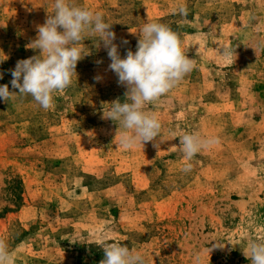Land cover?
Wrapping results in <instances>:
<instances>
[{
    "label": "rangeland",
    "instance_id": "obj_1",
    "mask_svg": "<svg viewBox=\"0 0 264 264\" xmlns=\"http://www.w3.org/2000/svg\"><path fill=\"white\" fill-rule=\"evenodd\" d=\"M72 2L112 24L122 58L151 21L179 35L194 67L146 105L158 137L130 149L102 118L127 89L98 36L84 33L90 54L51 109L30 95L0 100V239L14 264H100L112 242L146 264H250L243 246L264 240V0ZM53 5L0 0V85L18 92L10 70L39 54L27 45ZM189 132L219 142L184 173L178 137Z\"/></svg>",
    "mask_w": 264,
    "mask_h": 264
},
{
    "label": "clouds",
    "instance_id": "obj_2",
    "mask_svg": "<svg viewBox=\"0 0 264 264\" xmlns=\"http://www.w3.org/2000/svg\"><path fill=\"white\" fill-rule=\"evenodd\" d=\"M53 7L54 12L37 26L36 38L27 45L39 50V54L18 60L15 68L10 70L11 88L18 92L11 91L8 84L0 85V100L6 103L17 95H30L41 108L51 109L55 96L63 94L72 85L78 61L90 54H85L81 46L87 32L98 36L99 43H103L111 61L109 69L118 77V84L127 89L124 101L117 99L108 103L110 107L103 111L102 118L124 130L120 145L125 149L137 143L153 142L160 133L161 123L154 113L145 110L146 105L169 93L194 67V61L181 46L179 35L163 23L149 21L138 31L136 51L128 49L122 58L119 45L114 43L116 33L111 30L112 24L105 22L102 13L77 6L72 0H54ZM178 12L187 15L185 7H180ZM127 43L122 40V44ZM0 79H3V73H0ZM178 138V147L189 162L182 169L184 173L192 170L190 162L203 148L219 142L216 138L205 139L190 132ZM102 249L104 258L100 264H146L138 250L119 242L104 243ZM242 250L250 264H264V240L250 239ZM0 264H14L4 239H0Z\"/></svg>",
    "mask_w": 264,
    "mask_h": 264
}]
</instances>
